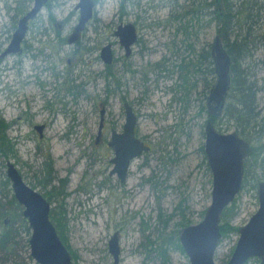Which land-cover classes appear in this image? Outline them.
<instances>
[{"label": "rangeland", "instance_id": "1", "mask_svg": "<svg viewBox=\"0 0 264 264\" xmlns=\"http://www.w3.org/2000/svg\"><path fill=\"white\" fill-rule=\"evenodd\" d=\"M78 1L50 0L29 26L24 42L28 52L0 59V118L9 125L4 133L14 152L0 160V213L10 215L1 219L0 231L1 227L2 231L6 227L15 231L14 243L6 252L0 251V264H37L29 256L23 223L8 202L10 183L6 190L1 189L5 164L13 163L23 181L47 200L45 193L51 187L39 183L48 160L53 171L50 185L58 189L59 182L66 179L62 195L51 200V209L57 215L63 212L64 245L73 264H114L108 241L115 232L119 235L118 264H190L169 241L176 230L178 238L183 229L180 223L199 224L211 203L212 176L202 151L209 116L205 84L211 76L204 72L207 64L198 65V60L200 52H210L220 36L205 10L199 20H192L186 12L193 7L204 9L211 0H129L128 4L93 0L95 18L81 38L89 52L74 56L73 48L65 43L54 57L49 49L55 46L54 35H69L76 25ZM242 1L250 3L251 14L256 16L247 36L250 57L241 64L248 68V80L257 89L256 133L251 126L239 135L240 129L222 120L223 110L213 125L223 134L238 133L257 149L264 145V0H230L234 12ZM24 2L0 0V54L10 41L12 24L20 18L16 15L18 3L27 11L33 6V0ZM59 23H65L63 29L56 28ZM127 23L136 25L137 33L129 58L114 36L117 27ZM42 30L49 32L46 38ZM246 33L244 26L234 24L228 41L236 36L240 40ZM106 44L112 45L114 55L110 70L99 59ZM40 51L49 56L47 60ZM190 63L197 69L200 66L201 72L193 71ZM180 65L184 70L180 71ZM180 74L186 77V84ZM124 103L137 118L135 136L150 150L131 162L126 182L121 184L109 175L113 154L106 144L112 130L122 131ZM102 110L105 125L96 144ZM43 124L46 129L40 139L33 127ZM68 134L73 137L66 138ZM247 163L242 189L228 207L232 213L226 220L235 229L245 226L259 208L256 184L263 181L264 169L256 168L253 160ZM223 223L221 218L220 226ZM238 237V233L222 236L215 264L228 263ZM160 246L167 248L166 262ZM246 264L260 261L253 257Z\"/></svg>", "mask_w": 264, "mask_h": 264}, {"label": "water", "instance_id": "2", "mask_svg": "<svg viewBox=\"0 0 264 264\" xmlns=\"http://www.w3.org/2000/svg\"><path fill=\"white\" fill-rule=\"evenodd\" d=\"M48 0H34L33 6L18 21L12 38L1 55V59L21 52V43L27 32V25L41 12ZM93 0H79L75 10L79 11L78 23L68 43L78 40L79 34L93 17ZM119 45L128 56L131 47L137 41V35L131 24L120 25L114 33ZM210 57L213 63L215 82L207 97L208 115L219 117L227 98L231 60L224 50L220 38H216ZM100 58L105 64H111L113 54L111 45L103 46ZM125 119L122 131L111 132L108 147L113 150L110 175H115L121 184L127 179L131 162L150 148L135 136L137 118L132 108L123 104ZM102 110L96 142L103 128ZM35 130L42 136L44 127L38 125ZM1 135V131H0ZM203 152L212 176L211 203L203 220L187 226L178 232V242L190 264H215L214 255L222 238L220 220L223 212L232 204L240 193L245 175V161L251 153L250 145L238 133L223 134L218 132L212 121L207 120L204 127ZM5 175L10 183L13 198L22 208V217L30 230L28 239L29 255L37 264H73L72 257L59 237L55 225L50 219V203L35 189L28 186L13 163L5 164ZM259 208L248 223L236 230L238 241L227 264H246L253 257L264 264V181L256 184ZM109 254L114 264H118L120 249L117 234L109 242Z\"/></svg>", "mask_w": 264, "mask_h": 264}, {"label": "trees", "instance_id": "3", "mask_svg": "<svg viewBox=\"0 0 264 264\" xmlns=\"http://www.w3.org/2000/svg\"><path fill=\"white\" fill-rule=\"evenodd\" d=\"M24 1L27 4V0H24ZM18 5L19 7H17L16 9V15H18L21 18L25 14L26 9L25 8L23 9L21 4L18 3ZM212 7H215V11L216 10L217 11L211 12L210 9ZM252 8L253 7L250 5V3L248 5H244L242 1L239 4V7L237 8L238 10L234 12L233 5L230 2V0H211L205 4L204 9L202 8V6L199 9H196L195 7H193L191 11L186 12L188 15H191L192 20L194 18L199 20V17L203 15V10H205L206 11L205 16L209 17V21L215 22L217 24V33L221 38L220 41H222L221 43L223 45V48L227 52L231 60V65L229 68L230 87H229V92L226 98V100L228 101H227V104L223 108V111L221 113L222 114L221 118L222 120H225V122L227 123L229 122L233 123L237 127L238 130L240 129L239 131H237L239 135H244V131L249 130L248 128H250L251 126L253 127V130H254L256 128V125H253V124L257 121L259 117V112L257 111V106H256V93H257L256 85L255 83L249 82L248 68H242V65H241L242 62L247 57H250L249 53L246 51V47L248 46L247 36L250 34V29H251L250 24L252 25L254 24V22L251 19L256 17V16L253 17V15L251 14ZM234 24L236 27L238 26L239 28H241V26H244L247 30V33L243 35L240 40H238V37L236 36V38H234L233 41L230 42L228 41V37L231 34V30L234 27ZM198 62H199L198 65L204 62L207 64L204 72L208 73L211 76V81L206 82L205 88L207 91L210 92L214 84L213 81L215 80V74H214V69L212 67L213 64L211 61L210 52L202 50L200 52ZM189 66L192 67L193 71L197 69L196 64L190 63ZM179 68H180V71L184 70L183 65H180ZM185 68L187 69V65H185ZM197 70L201 72L200 66L198 67ZM186 73L188 74V72ZM181 77H180V80L182 84H186L187 82L186 77L185 78L183 77L181 78ZM208 119H210L212 123H214L219 118L208 116ZM8 126L9 125L6 124L0 118V131H1L0 160L8 159L10 155L14 153L13 144H11L7 140L5 133H4L6 129L8 128ZM258 130L262 131L263 130L262 126H258ZM254 133H256L255 130H254ZM259 136H261L260 133H259ZM251 160H253L254 163L256 164V168L260 167L264 169V145L257 149L251 148V153L249 157L247 158L246 162L249 163ZM260 164L261 166H259ZM47 171L48 173L50 172L49 169ZM246 174H248L247 169H246ZM262 179L264 181V175ZM8 182L9 181L7 180V178L4 181V183L1 182L2 190L7 189L8 184H9ZM44 185L46 184L45 183L42 184L43 187ZM57 192L59 193V195L57 196L58 198L59 196L62 195V192L61 190H57ZM46 195L49 197L48 200L51 201L50 198L53 197L52 193L48 191ZM8 202L10 203V206H12L15 211H17L15 212L14 215H16V217L20 218V220L22 221L24 233L29 239L30 230L28 228V225L25 219H23L22 217V208L18 204H16V201L13 198V195H11V199L8 200ZM231 210H232L231 208L226 209L221 216L222 220H224V223L221 224L220 226V231H221L222 236H226L231 233H236L237 229L232 227L227 221L230 217V214L232 213ZM62 213L63 212L61 211L57 215V213H55L53 209L51 211L50 219L55 224L56 231L64 243L65 239L63 237V226L65 225V222H64V216ZM5 216H10V215H8L7 212L2 210V213H0V221ZM187 226H188V223L182 222L179 224V227L181 228H185ZM2 228L3 227H1V231H0V251L6 252L9 249V247L12 245V243H14L13 232L15 231L7 227L4 228L2 231ZM177 231L178 230L172 233L173 235L171 237V240L170 241L168 240V241L172 242L175 249H178L179 251L183 253L181 246L179 245L178 238L176 236ZM28 239H27V242H28ZM151 245H154V244L151 243ZM159 251H160V255L162 259L166 262V260H168L167 248H165L164 246H160Z\"/></svg>", "mask_w": 264, "mask_h": 264}, {"label": "flooded vegetation", "instance_id": "4", "mask_svg": "<svg viewBox=\"0 0 264 264\" xmlns=\"http://www.w3.org/2000/svg\"><path fill=\"white\" fill-rule=\"evenodd\" d=\"M49 1L50 0H48L47 2H46V4L43 6V8L44 7H46L48 4H50L49 3ZM127 4H128V2H129V0H124ZM33 3H34V0H33ZM94 3H95V1H94ZM95 6H96V3H95ZM31 9V8H30ZM75 9V8H74ZM123 9L125 10L124 11V14L126 15V16H128L129 15V13H128V5H125L124 7H123ZM75 12H77L78 13V16H77V19H76V25H77V23H78V19H79V11H77V10H74ZM27 12V10L25 11V13ZM94 12H95V9L93 10V17H92V19L90 20V22L86 25V27H85V29L79 34V38H78V40L77 41H75L73 44H69L68 43V40H69V38H70V36L72 35V33L74 32V29H75V26H73V28H71V30H70V32H69V35L66 37V38H64V37H60V35L59 34H56V35H54V39H55V46H53V47H49V49H50V55H53L54 57L55 56H58V53L61 51V49L63 48V46H64V44L66 43L67 44V46H71V48H73V55L74 56H79V55H81L82 53H84V54H86V53H88L89 51H88V49H85V48H83V43H82V41H81V38L82 37H85L86 35V31H87V29H88V27H89V25H90V23L92 22V21H94V18H95V14H94ZM39 15V14H38ZM38 15L35 17V19L38 17ZM136 16V18H138V19H140V20H142L143 18H142V16H140V17H138V14H136L135 15ZM34 19V20H35ZM34 20L33 21H30L29 23H28V25H27V32H26V35H27V33H28V30H29V26H30V24L32 23V22H34ZM52 21H54V20H52ZM17 24H18V21L17 22H14L12 25V30H13V32H12V34H11V36H10V40H11V38H12V35L14 34V32H15V30H16V28H17ZM127 24H129V23H127ZM64 25H65V23H59L58 25H56V28L57 29H63V27H64ZM126 25V24H125ZM132 25V24H131ZM123 26V25H122ZM133 26V25H132ZM55 27V26H54ZM119 27V26H118ZM117 27V28H118ZM135 27H136V25H135ZM135 27H134V29H135ZM117 30V29H116ZM42 32H43V34H45L44 35V37L46 38L48 35H49V32H47L46 30H42ZM135 32H136V29H135ZM115 33V32H114ZM26 35H25V37H26ZM40 35V34H39ZM136 35H137V33H136ZM115 36V35H114ZM10 42V41H9ZM24 42H25V38H24V40L22 41V43H21V52L20 53H16V54H14V55H24V54H26L27 52H28V48L26 47V45L24 46ZM137 42V41H136ZM135 42V43H136ZM9 44V43H8ZM106 45H108V44H106ZM106 45H104V46H106ZM8 46V45H7ZM134 46V45H133ZM132 46V47H133ZM103 47V46H102ZM102 47H101V49H102ZM132 47H131V52H130V54L127 56L126 55V52H125V50H124V55H125V57L126 58H129L131 55H132ZM6 49V48H5ZM5 49L2 51V53L5 51ZM101 49H100V51H99V59L101 60V58H100V52H101ZM111 49H112V45H111ZM2 53L0 54V59H1V55H2ZM112 54H113V52H112ZM39 55H41L45 60H47L48 59V57L49 56H45V55H43V53L40 51L39 52ZM35 58H36V56H35ZM102 61V60H101ZM103 62V61H102ZM67 63H69V61L67 62ZM113 63H114V55H113V60H112V62H111V64H105L104 62H103V64H104V66H105V68H107L108 70H110V67H112V65H113ZM206 105H207V101H206ZM207 108H209L208 107V105H207ZM208 110V109H207ZM104 111V110H103ZM105 112V111H104ZM100 113H101V111H100ZM100 113H99V115H100ZM100 119H101V115H100V117H99V123H100ZM103 119H104V122H103V128H102V131H101V135H100V138H99V140H98V143H99V141L102 139V136H103V130H104V125H105V114H104V116H103ZM213 124V123H212ZM35 126H38V125H35ZM34 126V127H35ZM43 127H44V129L42 130V136H40L39 135V133L35 130V128L33 127V130L38 134V136H39V138L40 139H42L43 138V134H44V131H45V129H46V127H45V125L43 124L42 125ZM98 126H99V124H98ZM113 131V130H112ZM111 131V132H112ZM111 132H110V135H111ZM97 133H98V129H97ZM70 137H73V135L71 134V135H66V138H70ZM96 139H97V135H96ZM96 139H95V143L97 144V142H96ZM110 139V138H109ZM108 143H109V140L107 141V147H108ZM109 148V147H108ZM111 151H112V154H113V150L111 149V148H109ZM112 160V159H111ZM111 160L109 161V163L111 164ZM49 161V160H48ZM48 161H47V163H44V170H43V173L45 172V175H44V178H43V181H41L39 184H46V185H44V187H47V186H49V187H51V189H50V192L52 193V196L53 197H51L50 198V200H52V199H56L57 198V196L59 195V193L57 192V190H62L63 189V185L66 183V179L64 180V181H60L59 183H61V188L59 187L58 189L57 188H55V187H53V186H51L50 185V182H51V180H53V178H52V176H53V171H50V168H51V164L50 163H48ZM112 165V164H111ZM49 169V173H48V169ZM112 169H113V165H112ZM112 169H111V171H112ZM110 171V172H111ZM109 175H110V173H109ZM110 176H115V175H110ZM116 177V176H115ZM116 179L118 180V178L116 177ZM47 193V192H46ZM46 193H45V195H46ZM47 196V195H46ZM44 197V196H43ZM49 199V197L47 196V201L50 203V205H51V201H49L48 200ZM51 211H52V209L50 210V216H51ZM53 223V222H52ZM114 234H117V237H118V243H119V235H118V233L117 232H115ZM113 234V235H114ZM113 235L110 237V239L113 237ZM110 239H109V241H108V247H109V242H110ZM29 247V246H28ZM119 249H120V247H119ZM109 251V250H108ZM30 256V255H29ZM119 258H120V256H119ZM114 263V262H113ZM119 263V262H118Z\"/></svg>", "mask_w": 264, "mask_h": 264}]
</instances>
